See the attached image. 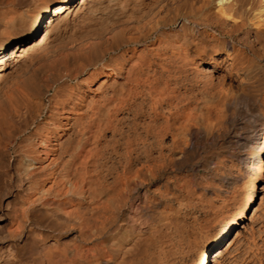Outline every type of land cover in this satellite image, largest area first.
Here are the masks:
<instances>
[{
  "label": "bare ground",
  "instance_id": "6f19581e",
  "mask_svg": "<svg viewBox=\"0 0 264 264\" xmlns=\"http://www.w3.org/2000/svg\"><path fill=\"white\" fill-rule=\"evenodd\" d=\"M216 1L227 2L216 9ZM168 2L177 4L161 13ZM263 12L264 0H47L31 14L3 17L8 22L0 23L12 30L0 37V113L8 115L0 117H9L2 121L13 144L22 132L32 136L28 147L20 146L38 170L27 177L31 201H40L49 218L59 217V234L77 231L42 249L47 264H112L126 255L125 241L108 236L119 216L134 211L167 222L174 202L185 200L216 209L243 182L238 201L207 236L192 233L183 216L175 227L169 220L177 238L173 245L168 240L170 249L161 243L159 261L151 259L183 264L193 252L198 264H222L226 253L244 246L243 261L256 264L264 213L255 212L249 227L245 220L263 199L264 78L253 80L247 49H264V20L257 19ZM50 51L58 52L53 60L23 76ZM87 70L82 83H94L89 98L73 89L60 97L64 82ZM123 74L120 85L110 82ZM208 145L216 150L204 155ZM198 169L207 184L197 179L192 188ZM141 227L130 228L132 234L151 229Z\"/></svg>",
  "mask_w": 264,
  "mask_h": 264
},
{
  "label": "rangeland",
  "instance_id": "374dc122",
  "mask_svg": "<svg viewBox=\"0 0 264 264\" xmlns=\"http://www.w3.org/2000/svg\"><path fill=\"white\" fill-rule=\"evenodd\" d=\"M43 1H47V0H0V11H1L0 12V21L7 23L8 21L6 19L9 20L10 17H12V15L16 11L17 12H19V11L23 12L24 11L27 14H31L37 9L38 5ZM224 2H227V1H224ZM224 2L216 1V6H215L216 9L222 8L224 5ZM168 3L167 4L165 3V5H167V6L163 5V7H162L163 10L161 9L163 12L161 11V13H164L166 10L168 11L170 8L173 10L175 5L177 4V3L174 4L173 2H170L169 4ZM168 5H170V6H168ZM216 9H214V11ZM1 13L3 16L1 15ZM257 13L258 12H256V14ZM4 15H6V16H4ZM7 15L9 17H7ZM3 17L4 18L6 17V19H4ZM226 18H228V17H226ZM257 19L264 20V12L262 13V16H259ZM232 22L233 21L230 18H228V20L225 21V24L227 26H231L230 24H233ZM5 23H0V26L2 27V28H0V37H2L5 34L6 35L9 34L12 30V28L9 26V23H8V25H5ZM176 25H177V22L171 26L172 29H173V27L175 28ZM259 47L260 46L258 45V48ZM252 50L247 49V53H248L247 59L249 57L250 58L252 57L251 59L249 58V60H247L248 66L250 65L248 67L249 72L252 75L254 81L263 82V78H264V59H263V57H264V55L262 56V54H264V52L262 50H264V49L262 46L259 49H257V46H256V49L254 47V49H252ZM255 50L258 52H256ZM260 51H262V52H260ZM50 52L47 53L49 56L51 55L50 57L47 54H45L41 58V61L39 60L40 58L37 59V61L34 62L35 64H33V66L31 65L30 70L28 72H26L23 76L30 75L34 69H36L39 66L41 67L43 65V63L47 62L50 58L52 59L54 57V55L56 53H58L57 51L56 52L50 51ZM256 53H259V55H261V57H259V55L257 56ZM260 53H262V54H260ZM252 64H254V65H252ZM202 65L203 64H199L198 67H201ZM35 66H36V68H35ZM193 70L195 72V69H193ZM194 72L189 74L190 78H192V80L194 79V76L196 73V72L195 73ZM89 73H90V70H87V71H85V73L80 74V76H78L77 78H70L69 80L65 81L63 84L64 89H63V91H61L62 95H60V97H65V95H68L70 92H72L71 89H73L75 92L81 93L83 96H85V98H89V96L92 94V90H91L92 88L91 87H93L94 83L89 82V85H87V86H86V84L82 83L84 78L88 77ZM191 74H193V75H191ZM43 75L44 74L41 73L39 76V78L41 77L40 78L41 81H44L46 79V77H45L46 75H44V76ZM123 77H125L124 74L118 78L113 77L110 80V82H113L114 81L113 79L115 78V81L118 82V85H120L121 81L122 82L125 81ZM254 77H256V78L254 79ZM75 83H77L78 85H81V87L84 88V90L82 89L83 91L82 90L78 91L77 88L75 87L76 86ZM238 87H239V82L237 81L236 82V89ZM237 90H239V89H237ZM49 94L50 93H47L43 97V104L45 103L46 104V105L44 104L45 106H48L51 103L49 101V98H50ZM206 95L207 94H205V93L200 94V96H202L203 98L205 97L204 99H206V98L209 99V96L206 97ZM203 98L201 100H204ZM46 110L47 109H45V111H44L45 115H47L49 113V111H46ZM0 112H1V110H0ZM4 112L5 111L0 113V116H1V114H2V116L6 115V114L3 115ZM5 113H7V112H5ZM6 116H8V115H6ZM36 116L38 117L37 119H39L40 121L42 120L40 123L44 122L45 119H42V116L39 115V113ZM1 117H0V264H47V260L44 257L45 251H43L46 249L47 244H49V243L55 244V242H57L58 240L64 239V238L70 239V238L77 235V231L76 232H68L66 234H59V232L57 230L59 228V225H57V222H60V224L62 222V221H59V219H58L59 217L58 216H56V217L52 216L49 218L48 217L49 215L47 214L48 210H46V208H44V206L41 204L40 201L37 200L35 203H33L31 201L30 196H33V193L30 194V192L33 189H32V187L29 188V186H32V184L28 181L27 177H28V173H31L32 171H33L32 173H36L38 170H35L32 167L33 166L32 160L29 157L26 158L27 156L23 152L22 146L23 145L25 146L24 149L26 147H28V145L32 141V136H30V134H28L26 132H22L17 137L19 139H17L16 142L13 144L12 142L9 141L8 135L6 133L8 131V129H6L8 127V123H6V122H9V117L6 118L7 121H6L5 117L4 118H1ZM3 119L6 122L2 121ZM19 141L21 144H17V143H19ZM24 141L27 142V144H24ZM20 146L22 149L20 148ZM210 146L211 145L207 146L208 148L205 149V151L203 153L204 155H209L214 150H216L215 146H211V147ZM18 149H21V150H18ZM195 173L197 176L193 177L192 180L189 181L190 187H192V188H195V185L197 183V179L201 180V182L206 181V179L204 177L203 170L198 169ZM204 182H203V184H204ZM205 184H207V183L205 182ZM239 185H241L242 187ZM239 185L237 186L238 190L237 189L235 190L236 194L234 193V195H232L224 203L225 205L220 204V206H218L216 209L215 208L214 209L213 208H210V209L207 208V210H206L205 208H203L200 205H197L196 203H193V202H191V204L188 205L186 203V200H185L184 206L183 205L182 206L177 205L174 202L173 209L174 208L175 209H174L172 216L170 217L171 219H168V221L170 220V222H172V224L175 227V221H178V220L181 221L183 219V218L181 219V217L183 216L185 221L184 222L182 221L181 223H187V225H190V227H193L191 232L192 231L193 232L198 231L200 233L202 232L201 233L202 237L207 236L211 232V230H213V228H215L218 225L220 220L228 213V210L238 201L237 199H239L240 193L242 192V190L245 187H247L248 184H247V182H243L242 184H239ZM30 189H32V190L30 191ZM261 194H263V199H264V190L261 192ZM195 196L197 197L198 195L194 194L192 198H195ZM24 197H26V198H24ZM263 199L259 200V198H258L256 203L254 204L252 211L249 214L248 219L245 220L246 226L249 227V225L251 224L250 219H251V216L255 212H257L258 214H261L262 212L264 213V200ZM26 205H27V207H26ZM30 205H32V206H30ZM256 208H257V211H255ZM41 209H42V211H41ZM203 209L206 211H204ZM43 210H44V212H43ZM216 211H218V212H216ZM178 213H179V215H178ZM185 213H186V216H184ZM46 214H47V216H46ZM127 215H129V216H127ZM127 215L126 216H123V215L119 216V219L121 221L118 220L119 221V223H117L118 227H116V225H115L116 228L114 229V231L113 230L110 231L109 235H108L110 239H114V240L123 239L125 241L124 245H126L125 249H127V250H125V249L123 250L124 253H126V255H124V257H119V256H122L120 254L116 258V260L112 262V264L113 263L114 264H139V263L140 264H148V263L154 264V263H152L153 261L155 262V264H157V262L155 261L156 260L155 257L157 258V261H159V256L161 253L160 250L162 249V247H163V250L172 248L174 239L177 238V237H175L176 236V234H175L176 229L173 227V225L170 222H169L170 224L167 223L168 221L166 222V220L164 222L157 220L158 223H157V221L155 223V221L152 222L145 216H140L141 217L140 218L138 215H136V213H134V211H130ZM177 215L179 217H177ZM130 216H132V217H130ZM186 217H187V219H186ZM55 218H56V220H58L57 222H54ZM44 219H45V221H44ZM48 220L51 222L50 227H49V225H47V223L49 222ZM52 220H53V222H52ZM154 223L156 225H154ZM160 224H161V226H160ZM167 224H169V226ZM143 225H144V229L146 227H148L149 229L151 228L153 230L152 231L153 234L159 230H160L159 233H161V232L162 233L159 234L158 232H156V235H154V237H153V234H151V231H150L151 229H150L149 231H144L145 232L144 235H141L142 238H140L141 236L138 235V232H135L134 234H132V230H131L132 228H140L141 226H142L141 228H143ZM150 225H153V226H150ZM163 225H165V226H163ZM157 226H158L159 230H155V228ZM51 227H54V228H51ZM55 227H58V228H56V230H55ZM166 229H167V231H166ZM124 231H125V234H123ZM129 232L133 235V237ZM157 233L161 236V238L157 235ZM172 233H173V236L171 235ZM192 233L190 234L191 238H193ZM145 234L148 236L147 238H146ZM125 235H127V236L131 235V236L130 237L128 236L129 237L128 238ZM246 235L248 236L247 233H246ZM121 236H122V238H121ZM149 236H152V237H149ZM155 236H157L159 239L157 238L158 241H155V243H153L154 240H157L155 238ZM234 236H235V233H234L233 237ZM126 237H127V239H126ZM171 237L173 238V240H170ZM149 238H150V240L152 238H154V239H152L150 241ZM159 240H162V241H160V243H159ZM168 240H170V242L172 243L171 246H170L171 243L169 244ZM255 240L257 243H259L260 247H258L259 248L258 251L255 249L254 252L256 253V256L258 255L259 257H262V260L264 261V250L262 248L263 243L259 237H256ZM148 241H150V242H148ZM245 241H248V240H245ZM245 241L243 242V244L245 243ZM157 242L159 243V245ZM142 243H144V244H142ZM149 243L154 244V245L157 244V246L156 247L154 245L151 246ZM161 243L163 245L162 247L160 246ZM259 245L257 244V246H259ZM164 246H165V248L166 247L167 248L165 249ZM153 247H155V248H153ZM158 247H160V248H158ZM242 247H244V246H242ZM242 247L239 248V250H237V251H235V250H233L234 252L231 251L232 253L231 252L226 253L222 259V264H246L243 261L246 256H245V252H244L245 250H243ZM158 249H160L159 250L160 253H158ZM244 249H245V247H244ZM42 252H44V253H42ZM150 253H152V254L150 255ZM157 254H159V255H157ZM195 254L196 253L191 252L189 255H187L185 257L186 260H184L183 264H198L197 263L198 258H196L197 256ZM149 255H150V257H149ZM256 256L254 258L255 263L259 264L258 263L259 257L258 256L256 257ZM152 257L155 260L151 259ZM144 258H145V260H144ZM146 260H147V262H145ZM212 264H213V262H212Z\"/></svg>",
  "mask_w": 264,
  "mask_h": 264
}]
</instances>
